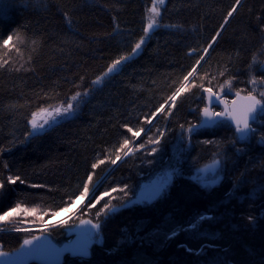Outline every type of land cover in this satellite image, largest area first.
I'll return each mask as SVG.
<instances>
[{"label":"trees","instance_id":"obj_1","mask_svg":"<svg viewBox=\"0 0 264 264\" xmlns=\"http://www.w3.org/2000/svg\"><path fill=\"white\" fill-rule=\"evenodd\" d=\"M151 3L0 0V42L13 36L9 47L0 48V178L19 175L24 180L5 184L0 214L21 202L37 209V225L44 212L48 221L52 211L70 208L86 177L92 174L90 191L113 167L111 160L123 140L129 139V146L135 141L128 128L145 129V118L152 119L159 106L167 104L195 67L192 96L183 93L141 140L144 146L162 132L160 144L148 143V149L126 158L90 200L94 204L107 192L108 205L116 209L100 219L101 245L93 246L90 260L67 258L64 264H264V113L245 141L227 122L194 129L201 123L207 94L198 85L219 91L231 79V89L225 86L221 93L231 100L236 91L246 95L251 90L250 76L264 77V32L256 27V18L264 17V0H242L227 24L235 0H166L160 28L145 34ZM142 36L145 43L134 57V45ZM209 44L214 46L205 56ZM254 54L257 62L250 68ZM121 55L129 59L94 88L93 81ZM261 91L264 87L258 86L257 93ZM76 92L88 94L75 118L41 135H28L32 112L66 104ZM97 160L105 163L92 169ZM212 161H219L222 180L206 187L194 175ZM166 172L172 181L157 200L129 205L142 184ZM125 185L127 196L119 191ZM103 199L95 208L87 203L71 226L83 218L95 222L93 213L103 208ZM67 227L48 234L61 244ZM28 235L0 232L3 251L14 252Z\"/></svg>","mask_w":264,"mask_h":264},{"label":"snow or ice","instance_id":"obj_2","mask_svg":"<svg viewBox=\"0 0 264 264\" xmlns=\"http://www.w3.org/2000/svg\"><path fill=\"white\" fill-rule=\"evenodd\" d=\"M165 3V0H152L151 7L147 9V24L144 28V33L147 34L150 31L154 29V27H158L157 24V17L161 15L160 12V6H162ZM242 6V0H235L234 5L230 8V10L227 12V17L224 20V23H228V19L232 18L233 15L237 12V10ZM67 18V23L71 24L72 19L71 17H68V14H64ZM256 27L261 31L264 32V17H257L256 18ZM118 27V25H117ZM217 36L220 35V33L216 34ZM13 40V36L9 35L6 39H3L2 42H0V48H7L10 46V42ZM145 43L144 37L142 36L138 42L135 43L133 48V53L136 52V50L140 49L141 46ZM215 43V40L213 41ZM212 45L209 44L208 48H211ZM208 48L204 49V54L207 55ZM195 51V49H193ZM261 55H264V50L261 51ZM129 59V55H121L119 58L112 61L111 65L107 68V71L102 75L98 76L95 81H93L94 84H99L103 81L104 77L108 74L112 73L118 65H121L122 62H125ZM200 59H204L203 56L200 57ZM257 62V55L254 54L252 58V62L249 65L251 68L253 64ZM261 64H264V61H260ZM197 64H199V60L197 61ZM0 66H3L0 64ZM196 72V68L194 67L191 71L185 75L180 83V86L167 98V101H171V106H175V101L177 96H179L181 93L188 91L190 86L191 87H197L195 83L189 82V77H195L193 74ZM220 75H224L223 72L220 73ZM248 83L251 84L252 88L250 91L247 92L246 95L241 96L240 91L235 92V96L237 99L228 101L227 99H223L220 96V93L224 91V87L228 86L229 89H231L232 86V80L228 79L225 81L224 85L219 86V91H214L211 86L205 87L203 84L198 85L203 92L207 93V100L208 103L211 104L213 101V98L216 99L217 102L223 103L225 106V111L223 112H215L210 110L208 106H205L202 109L203 115L206 118H215V117H230L232 121L235 123V127L237 132L246 134L249 132H255V129L252 127V123L255 122L257 119V116L261 113H264V91L257 93V87H264V77H261L260 80H257L255 75L250 76ZM79 87V86H78ZM90 91V90H89ZM87 92L81 93L76 92L74 95L71 96L70 102H67L66 104H61L58 107H54L52 111H49L48 108H39L37 111L31 113V119L29 123L31 124V131L28 133L29 136L33 135V133L37 132L39 129L43 128L45 124L49 123L50 119H53L56 116L64 115V114H70L74 111V103L78 102L80 97L82 95H87ZM238 101H243V103H238ZM157 112L164 111V105L161 104L159 108L156 110ZM156 113H153L152 115L155 116ZM166 115H171V111H168ZM38 117L42 118V123L37 119ZM147 123L151 124L152 120L145 118ZM181 128L184 126L181 125ZM144 129L140 128L139 130L133 132L132 128H128V132L132 133L133 136H140L141 132H143ZM159 132V129L157 130ZM193 131V127H188L187 132L191 134ZM164 133H160L159 137L153 138L149 137L148 143L153 145H159L161 142V139L163 138ZM262 140H264V135L261 137ZM206 143H210L209 141H206ZM130 144L129 139H124L123 143L120 145V148L117 151V154L115 156V159L111 160V163L115 164L117 160L120 159L119 152L124 151L125 149H128ZM143 147V145H141ZM3 149H0V152H2ZM157 151L156 148L152 149V152L155 153ZM105 163L104 160H97L95 163L91 165L92 169L98 168L101 164ZM215 164H218L219 161H215ZM4 167H7V164L4 165ZM170 177H166L162 182H160L158 185H156L152 191L145 197L147 200H151L159 195H161L167 188L168 182ZM19 181L20 183H24V180L19 175H9L6 178H0V193L6 191L5 184L14 185ZM92 182V174H89L86 177V182L82 185V191L79 193V195L75 198V200L72 201L70 207H75L79 201L88 195L89 193V185ZM32 187H42V185H31ZM113 192L117 191V189L113 188ZM120 192L124 193L125 196L128 195L127 193V185L124 186V188L119 189ZM109 193L105 192L103 195H108ZM103 195L96 197V202L99 203L100 199H103ZM95 205L89 202V207H94ZM69 210L68 207H62L59 210H55L51 212V216L53 218L59 217L61 215V212H67ZM116 209L114 207H110L107 203L103 206V208L98 211L97 213V219H99V215L101 212H104L105 214L109 211H115ZM21 214H23L25 217H35L37 216V209L35 207L29 208L27 206H24L21 202H16L14 206L9 207L8 210L2 211V214H0V223L3 222H12L16 217H19ZM48 215L47 212H44L42 215H40L39 221H40V231L43 233L49 226L50 222L44 221L43 216ZM203 219V218H202ZM250 222L254 221L253 217L248 218ZM36 221L33 220V223ZM20 223H24V221H20ZM65 221H60V224H64ZM81 225H90L92 229L97 230V232L101 229L100 223L93 224L91 220H81ZM15 231L17 232H28L30 229L25 227H16ZM91 235V233H90ZM43 239H46V237L41 236H32V238H25L23 240V243L21 244L19 249L15 250L16 255H39L47 251L49 254L54 253L57 257L60 255L62 251H71L73 254H79V255H88L87 251V244H78L76 247H73L71 249H63L58 250L54 248L45 249L44 246L40 243ZM4 245L0 243V257L6 258L4 260V264H26V261H20L13 259V253L5 252L3 251Z\"/></svg>","mask_w":264,"mask_h":264},{"label":"rangeland","instance_id":"obj_3","mask_svg":"<svg viewBox=\"0 0 264 264\" xmlns=\"http://www.w3.org/2000/svg\"><path fill=\"white\" fill-rule=\"evenodd\" d=\"M165 1H166V0H165ZM162 7H163V5L160 6V10L162 9ZM159 17H160V16H159ZM159 17H157V24H158V22H159ZM229 19H230V18H229ZM229 19H228V20H229ZM158 25H159V24H158ZM154 28H155V29H158V28H160V27L158 26V27H154ZM220 33H221V32H220ZM220 35H221V34H220ZM220 35H219V36H220ZM219 36H218V37H219ZM218 37H217V38H218ZM143 45H144V44H143ZM212 47H213V46H212ZM212 47H211V48H212ZM211 48H210V49H211ZM210 49H208V51H209ZM140 52H141L140 49H138V50L135 52L134 57H135V56H138ZM207 54H208V53H207ZM205 56H206V55H205ZM201 64H202V62H201ZM122 66H123V64L118 65L117 68H116L112 73H110V74H108L107 76L104 77V79H103V81H102L101 83H99V84H95V85H94V88H95V86H96V87H100V86H102V84L104 83V81H105L106 79H108L110 76L114 75L116 72H118V71L121 69ZM197 72H198V68H196V72L193 74V76H195V74H196ZM263 72H264V68H263ZM192 79H193V77H189V82L192 83ZM194 88H195V87H191V86H190L189 90H188V91H185V92H183V93L185 94L186 92H189L188 95L192 96V95H191V92L195 91ZM224 90H225V87H224ZM197 92H198V91H197ZM183 93H181L179 96H177L176 101H175V104H176V102L178 101V99L180 98V96H181ZM85 96H86V95H82V96L80 97L79 101L76 102V103H74V111H73L72 113H70V114H64V115H60V116H56V117H54L53 119H50L48 124H45L43 128L39 129L37 132L33 133V135H31V136H38V135H41V134H43L44 132L53 129L54 127H56V126L59 125L60 123L66 121V120H69V119L75 118V117L79 114V112H80V107H81V104H82L83 101H84V97H85ZM197 96H198V94L195 93V94L193 95V99L197 98ZM220 96H222L221 93H220ZM206 98H207V94H206ZM170 103H171V101H169V103L165 106V108H167V107H169V108H173V107L171 106ZM168 105H169V106H168ZM56 107H58V106H56ZM53 108H54V107H53ZM53 108H50L49 111H52ZM165 110H166V109H164V111L158 112V113H157V114L151 119V120H152V123H151V124L148 123L147 126H149V127L151 128L152 125L156 122V120H158V118L164 114ZM37 119H38L41 123L43 122L41 117H38ZM29 127H30V131H31V124H30V123H29ZM150 128H145L144 131L141 132L140 136L136 137L135 141H134V142L128 147V149L125 151V153L122 155V157H120V159L116 161V163L113 165V167H114V166H115V167L119 166V165H120V164H121L126 158H129V157H131L132 155H136V154L139 153L141 150L148 149V148H147V144H148V143H147V140H146V143H145V145H144L143 147H139V145L142 144L141 140H142V138L144 137V134H145ZM248 141H249V140H248ZM212 162H215V161H212ZM113 167H112V168H113ZM112 168H111V169H112ZM111 169H110V170H111ZM111 173H112V172H111ZM166 177H171V174H170L169 172H166V173L161 174V175H155L154 178L150 179L149 181L145 182L144 184H150L151 186L155 187V186L158 185L160 182H162V180H164ZM194 177H196V180L199 182V184H201V185H203V186H206V187H213V186H216V185H217L218 183H220V181L222 180V175H221V170H220V169H218L216 172L211 173V174H203V173L201 172V168H199L198 171L195 173ZM97 185H98L97 183L94 184V185L92 186V188L90 189L88 195L82 198V199L84 200V204H83L84 206L82 205L83 207L81 206V208L78 209V210H75L73 207H70L69 210H68L67 212H65V213H67V214H69V215L71 214V215H70L69 217H67L65 220H63V221H65L64 224H60V222H56L55 219H56L57 217L49 219L47 222H50L49 224H53V225L48 226V228L45 230L46 234L49 235V234H48V231H50L51 229L59 228V227L66 226V225L68 226L67 228L72 229V226H71V224H70V223H71L70 221L75 219V218H74V215H72V214H74V212H79V211H81V210L85 207V205H86L87 203H89L90 200H92V198L94 197L95 193L98 191V190H97V189H98V188H97ZM142 185H143V184H142ZM95 186H96V187H95ZM166 189H167V188H166ZM141 190H142V189L140 188V189L136 192L134 199L130 202L129 205H136V204H139V202H138V200H137V197H138L139 193L141 192ZM145 192H146V190H145ZM164 192H165V191H164ZM164 192H163V193H164ZM163 193H162V194H163ZM92 194H93V195H92ZM162 194H161V195H162ZM161 195H159V196H157V197H160ZM109 197H110V194H108L107 196H106V195L103 196V198H104L103 201H102L103 203L100 204V207L104 206L105 203H107V204L110 203L111 199H109ZM86 198H88V200H87ZM99 203H100V201H99ZM99 203L95 202L94 205L96 206V205L99 204ZM95 206H94V207H91V208H95ZM100 210H101V209L95 211V213H93V214H96L95 223H100L101 226H102V222L100 221V219H103V218H104V220H105V219L108 217V215H110L113 211H109L110 214L105 215V216H103V215H104V212H103L102 215H101V214L99 215V219H97V213H98V211H100ZM115 211H116V210H115ZM118 211H119V210H118ZM61 213H62V212H61ZM85 215H86V214H85ZM35 217L37 218V216H35ZM35 217H25L23 214H21L19 217H16L12 222H3V223H0V232L15 231V228H16V227H25V228L30 229V231H28V232H22V233L30 234V235H28L27 238H32V236H36L37 234L41 233V231H40V227H41V226H40V223L36 225V224H33V222L31 221V220H33ZM101 217H103V218H101ZM87 219H89V218H86V219L83 218V220H87ZM20 221H24V223H20ZM69 222H70V223H69ZM75 224H76V223H74V224H72V225H75ZM75 226H76V225H75ZM66 232H67V231H66ZM36 233H37V234H36ZM67 239H68V238H67ZM67 239H66V240H67ZM68 240H69V239H68ZM100 241H102V240L100 239Z\"/></svg>","mask_w":264,"mask_h":264},{"label":"water","instance_id":"obj_4","mask_svg":"<svg viewBox=\"0 0 264 264\" xmlns=\"http://www.w3.org/2000/svg\"><path fill=\"white\" fill-rule=\"evenodd\" d=\"M229 23V21H228ZM225 28V27H224ZM223 28V29H224ZM223 31V30H222ZM221 31V32H222ZM152 33V31H150ZM215 44V43H214ZM213 44V46H214ZM213 48V47H212ZM211 48V49H212ZM209 50V52L211 51ZM243 96V95H241ZM237 99V98H235ZM234 99V100H235ZM238 103H243V101H238ZM207 106L210 108V110L214 109V107H223L225 111V106L223 103L217 102L215 98H213V101L211 104L208 103L207 100ZM226 120L229 122L233 127H235L234 121L231 120L230 117L224 116V117H215V118H206L203 115L202 112V121L201 124L197 127L198 129H203V128H213L217 123ZM236 128V127H235ZM250 133V132H249ZM249 133L243 134L238 132L239 134V139L240 141H245ZM220 164H215V163H210L206 165L202 171L205 173H214L215 170L218 169ZM116 167L114 166L107 174L106 176L102 179V181L99 183L98 187L99 188L104 181L108 178V176L111 174V172L115 169ZM146 190V192H145ZM152 191V189L149 187L143 186L142 191L139 193L137 199L139 200L140 204H151L155 198L151 200L145 199V197ZM88 200V198H86ZM77 212H74L75 215ZM89 220V219H87ZM93 223V222H92ZM95 224V223H93ZM91 233V235H90ZM46 237V239H43L40 243L44 246L45 249L49 248H54L58 250H63V249H71L73 247H76L78 244H87V251L88 255H79V254H73L71 251H62L60 255L57 257L54 253L49 254L47 251H45L42 254L39 255H16L15 252L13 253V259L20 260V261H26V264H64V261L66 258L69 259H82V260H90L91 258V250L92 247L95 244H101L100 241V232L95 229H92L90 225H81L80 223L72 230L68 231V239L72 238L70 241H67L61 245L56 243L53 238L47 234H39L36 236H41ZM19 249V248H18ZM6 258L0 257V264H4V260Z\"/></svg>","mask_w":264,"mask_h":264},{"label":"bare ground","instance_id":"obj_5","mask_svg":"<svg viewBox=\"0 0 264 264\" xmlns=\"http://www.w3.org/2000/svg\"><path fill=\"white\" fill-rule=\"evenodd\" d=\"M146 128H150L149 126H147ZM84 204V200L83 199H81L80 201H79V203H77L76 205H75V207H73L75 210H78V209H80L81 208V206ZM84 206V205H83ZM82 206V207H83ZM71 215V214H70ZM69 214H67V213H65V212H62L61 213V215L59 216V217H57L56 219H55V221L56 222H60V221H62V220H65L67 217H69L70 216ZM51 225H53V224H49V226H51ZM39 234H46V232L44 231L43 233H39ZM23 243V242H22ZM21 246V245H20ZM20 248V247H19Z\"/></svg>","mask_w":264,"mask_h":264},{"label":"flooded vegetation","instance_id":"obj_6","mask_svg":"<svg viewBox=\"0 0 264 264\" xmlns=\"http://www.w3.org/2000/svg\"><path fill=\"white\" fill-rule=\"evenodd\" d=\"M212 111H215V112H223L224 110L221 107H214V109ZM194 129L197 130V127H195Z\"/></svg>","mask_w":264,"mask_h":264}]
</instances>
